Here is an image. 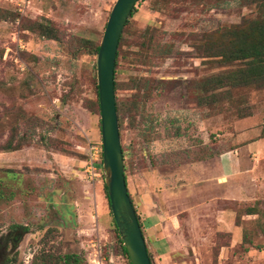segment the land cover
I'll return each instance as SVG.
<instances>
[{"label":"rangeland","instance_id":"rangeland-1","mask_svg":"<svg viewBox=\"0 0 264 264\" xmlns=\"http://www.w3.org/2000/svg\"><path fill=\"white\" fill-rule=\"evenodd\" d=\"M114 2L0 0V264H62L70 253L129 264L102 179L84 173L101 183L90 196L53 168L48 185L28 153L51 134L70 150L101 142L95 47ZM258 22L264 0H138L123 29L114 79L124 173L152 264H239L264 247V216L238 219L235 244L213 211L240 207L212 199L215 156L264 121L263 76L220 55Z\"/></svg>","mask_w":264,"mask_h":264},{"label":"crops","instance_id":"crops-1","mask_svg":"<svg viewBox=\"0 0 264 264\" xmlns=\"http://www.w3.org/2000/svg\"><path fill=\"white\" fill-rule=\"evenodd\" d=\"M55 137L54 134H51L50 139L44 140L38 145L39 147H33L32 151H28V153L33 154V157L39 158V167L43 168L42 172L49 174L47 181L48 185L54 177V172L50 171V169L56 168V176L59 180L64 182V179L70 178L78 183L80 187H83L82 192H86L88 193L87 195L90 196L92 193L95 195L97 190H99L100 181L98 180L92 183L85 179V170L84 167H82L86 163L85 157H87V151H84V149H86L85 144L88 146L90 140L85 142L83 139L81 143L76 142L77 145L74 147L80 146V149L76 150V147L75 150H70L73 147L62 142L60 139H55ZM236 139L238 141L233 147L225 149L215 156L216 165L214 173L217 176L216 180L219 190L212 199L218 201V203L220 201L227 203L234 202V206L236 207H252L256 204H258V206H263L264 121L258 126L242 128L236 133ZM30 158L31 157H29L28 160H30ZM61 185L63 186V183H61ZM84 197L86 198L87 196ZM92 200L93 198L86 199L88 208ZM76 205H79L78 201H76ZM100 207V204L97 203L92 207L97 215H100L97 211L101 209ZM237 212L238 210L231 207H221L213 211V215H215L217 223L219 224V231H221V233H227L228 237H231L235 244L241 243L244 236L240 221H236L238 219ZM248 212L249 211H242L239 218L241 222L257 218V213ZM102 213H104V211ZM100 219L98 223L103 222L104 219H108V217ZM243 256H245V259H240V261L244 262L239 264L264 263V247L261 249L250 247L245 250ZM236 260H239V258Z\"/></svg>","mask_w":264,"mask_h":264},{"label":"water","instance_id":"water-1","mask_svg":"<svg viewBox=\"0 0 264 264\" xmlns=\"http://www.w3.org/2000/svg\"><path fill=\"white\" fill-rule=\"evenodd\" d=\"M138 0H115L96 55L102 171L112 217L130 264H152L124 174L114 68L119 39Z\"/></svg>","mask_w":264,"mask_h":264},{"label":"trees","instance_id":"trees-1","mask_svg":"<svg viewBox=\"0 0 264 264\" xmlns=\"http://www.w3.org/2000/svg\"><path fill=\"white\" fill-rule=\"evenodd\" d=\"M134 12H135V7H133V9L131 10L125 26L129 22V18L131 16H133ZM239 35L240 36H238V40L234 39V40H231V42H229L231 45H230V48H228V51L225 50V51L221 52L220 55H225L227 57L234 58L237 60L247 61L249 67L246 68V70L248 69L249 74H251L252 76H255L256 74L261 75V76H263V79H264V23L261 24V22H258V28H256V33H254V32L249 33V32L240 31ZM122 37H123V32L121 34V37H120L119 43H118L116 60H115V68H114V76H115V71H116V65L118 64L119 46H120ZM98 49H99V45H97L95 47V53L96 54L98 52ZM115 89H116V83H115V79H114V90ZM96 93L98 95V86L97 85H96ZM97 106L99 107V100L97 102ZM116 110H117L118 121H119V106H118L117 101H116ZM119 127H120V122H119ZM18 148H21V146L20 145L19 146L18 145L13 146L12 143H10L6 149L14 150V149H18ZM123 157H124V152H123ZM85 160H87V157H85ZM98 179H102L103 189L105 191L107 204H108L109 210H110V202H109V198H108V195L106 192V186L103 183V176L98 178ZM125 180H126V177H125ZM262 204H263V206H258V204H256L252 207H240V211L238 210V212L242 213V211H249L248 213H257L258 216L256 219L260 220L262 218V216H264V202H262ZM259 207H262L263 210H260ZM241 213L239 214L240 216H241ZM110 215L112 216L111 210H110ZM237 217L239 219V216H237ZM137 218H138V216H137ZM238 219L236 221L239 222ZM112 222L114 225V229L117 233L118 239L121 242V246H120L121 250L126 255V257H128L127 252H126V250L122 244V241L119 238L118 229L116 227V224L114 222L113 217H112ZM138 222H139L140 227H141V223L139 221V218H138ZM263 222H264V219H263ZM24 230H25V228H24ZM148 255H149V253H148ZM61 257H62V264H82V259L77 254H74V253L64 254L63 256H57V258H55V259L58 260ZM35 258H36V256H35ZM150 259H151V257H150ZM34 263H35V261L33 260L32 264H34ZM42 263H44V262H42ZM129 264H130V262H129Z\"/></svg>","mask_w":264,"mask_h":264},{"label":"built area","instance_id":"built-area-1","mask_svg":"<svg viewBox=\"0 0 264 264\" xmlns=\"http://www.w3.org/2000/svg\"><path fill=\"white\" fill-rule=\"evenodd\" d=\"M87 147V160L84 165L85 173L92 179L100 178L103 176L101 142H89Z\"/></svg>","mask_w":264,"mask_h":264},{"label":"flooded vegetation","instance_id":"flooded-vegetation-1","mask_svg":"<svg viewBox=\"0 0 264 264\" xmlns=\"http://www.w3.org/2000/svg\"><path fill=\"white\" fill-rule=\"evenodd\" d=\"M16 240V237L15 238H13V241H15Z\"/></svg>","mask_w":264,"mask_h":264}]
</instances>
